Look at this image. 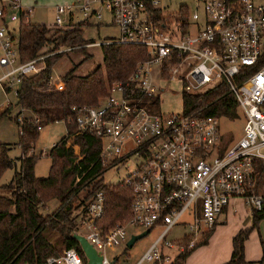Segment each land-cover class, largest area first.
Wrapping results in <instances>:
<instances>
[{
	"label": "built area",
	"instance_id": "2783aa9c",
	"mask_svg": "<svg viewBox=\"0 0 264 264\" xmlns=\"http://www.w3.org/2000/svg\"><path fill=\"white\" fill-rule=\"evenodd\" d=\"M195 1L203 15L200 18L196 11L189 22L200 25L193 33L189 24L185 32L180 27L179 38H174L161 16L162 0H73L55 8L54 25L58 27L88 22L92 17L102 20L100 9H106L108 24L115 25L119 33L104 43L144 46L149 56L128 79L111 83L107 96L98 104L75 110L79 129L105 139L100 153L103 166L107 170L124 167L126 176L119 182L132 192L130 216L108 231L96 225L104 210L102 192L90 203L88 218L81 221L90 231L85 237L102 255L104 264H111L105 253L107 245L128 247L130 227L149 232L159 229L137 264H166L168 257L160 244L173 246L166 235L178 223L186 224L189 235L197 239L217 226L232 200H241L252 212L264 213V3ZM12 9L26 17L31 12L24 9L21 0H0V66L6 69L0 82L18 80L21 84L24 77L44 68L46 56L20 61L16 41L20 17L13 14L8 21ZM157 12L159 20L154 18ZM174 58L178 61L172 66ZM166 60L170 62L168 78H182L186 93L205 92L225 82L237 102V117L230 119H244L238 140L224 137L221 118L205 114L203 108L169 115L154 112L162 101L151 65L160 63L162 75ZM64 87L60 76L51 77L49 88ZM22 118L18 116V120ZM55 263L83 261L70 249L59 257H49L44 264Z\"/></svg>",
	"mask_w": 264,
	"mask_h": 264
},
{
	"label": "trees",
	"instance_id": "16d2710c",
	"mask_svg": "<svg viewBox=\"0 0 264 264\" xmlns=\"http://www.w3.org/2000/svg\"><path fill=\"white\" fill-rule=\"evenodd\" d=\"M179 12L181 28L185 32L189 12L185 6ZM154 18L159 20L160 14L155 13ZM84 23L88 24L47 26L33 23L26 14H20L19 35L16 36L20 61L46 57L44 68L24 77L16 91L21 111L32 113V118L18 120L20 114L16 117L19 129L17 145L22 151L18 167L9 155L10 146L0 144V179L6 170L15 169L10 182L0 185V264H44L49 257H59L70 249L76 250L86 264L82 248L73 235L79 232L81 221L88 218V207L99 192L104 196V210L96 220L98 228L108 231L130 216V188L122 182L106 183L103 178L107 169L101 162L100 153L105 139L92 131L79 129L75 110L98 104L107 96L109 85L128 79L138 63L149 57L148 51L140 45L103 43L100 46L102 65L85 76L74 73L78 66L75 65L61 76L65 85L63 90L49 88L54 67L67 53H58L60 48L77 47L74 50L84 53V60L91 57L86 51V44L91 42L85 39ZM177 61L174 58L171 65ZM168 64L167 60L162 64V75L167 78ZM183 107L185 113L203 108L208 115L237 117L236 99L224 81L205 92H184ZM10 111L11 106H8L0 115H8ZM154 112H160V108ZM55 123H64L66 134L48 153L51 163L47 176H37L35 165L42 153L29 155L28 151L39 137L38 126L44 128ZM51 201H57L58 205L51 213H45ZM263 219L264 213L253 212L251 229L257 228ZM214 229L202 233L199 244H206ZM251 229H241L234 235L233 251L226 264L245 263L244 242ZM191 241V235L179 241L183 249L168 264H185L193 250L189 248ZM262 247L264 250V241ZM258 263L264 264L262 260Z\"/></svg>",
	"mask_w": 264,
	"mask_h": 264
},
{
	"label": "rangeland",
	"instance_id": "374dc122",
	"mask_svg": "<svg viewBox=\"0 0 264 264\" xmlns=\"http://www.w3.org/2000/svg\"><path fill=\"white\" fill-rule=\"evenodd\" d=\"M257 3H264V0H253ZM73 0H21L22 6L26 11L31 9L29 14L30 20L33 23L46 24L47 26L54 25L55 8L59 5L71 4ZM162 0V12L161 16L168 22V28L170 33L174 34V38H179L181 35L180 24V6L185 5L189 12V16L193 13H200V18L203 13L201 9L196 7L195 0ZM103 19L98 20L96 17H92L88 24L84 23V36L87 42L96 43L93 45H86V51L91 57L84 60V53L80 51L69 50L66 51L60 61L53 69V77H61L70 69H74V73L79 76H85L97 66L103 64V55L101 52V43L106 42L109 38L118 37L119 30L115 25L108 24L110 19L109 12L101 8L100 9ZM13 14H17L20 17V11L18 9H12L8 12L7 19L10 21V17ZM81 18V17H80ZM102 24L97 26V24ZM200 22H194L190 20L189 29L190 33L196 30V25ZM17 30L19 27H16ZM17 32V37H18ZM42 64L40 65V67ZM161 64L156 63L151 65V72L154 78V83L158 86V95L162 101L160 110L164 114L182 113L183 107V93L185 91V81L182 78L170 79L161 75ZM6 72V69L0 66V77ZM20 83L18 80L9 83L7 81L0 82V113L11 106L10 114L0 115V144H7L10 146L9 155L17 162L18 158L22 155L20 147L17 145L19 141V129L16 122L17 115H21L25 118H32V113L29 110L21 111L20 106L17 104L16 91L19 89ZM163 89V90H161ZM21 111V113H20ZM244 125V119L238 117L236 119H230L228 117H221L220 119V132L228 140H238L242 136ZM66 134V126L64 123H55L45 126L40 130L39 137L36 140L34 148L28 151L29 155L40 154L45 151L42 156L38 157L35 165V174L37 176H47L50 167V157L48 153L52 147V144L56 143ZM14 168H9L4 172L0 179V185L10 182L14 176ZM126 176V169L124 167L108 169L103 178L106 183H117ZM1 193V191H0ZM57 206V201H51L48 203L45 213H51ZM237 215H232L227 224H219L216 228V234L206 244H199L200 238L195 239L192 237V241L189 244V248L193 249V257L186 260L185 264H197L201 258L207 262H217L219 260L228 258L232 249V237L241 229L252 228V214L245 204L239 203L237 205ZM187 219V217H184ZM248 220V221H247ZM178 223L172 229H170L166 235V239L172 243L173 246L160 244V249L165 257H168L166 264L172 262L181 252V241L185 236L191 234L186 224ZM245 223H249L246 227ZM143 229L139 227H130V234L140 233ZM89 230L82 226L79 229L80 234L86 236L89 234ZM159 229H154L149 232L143 238L137 240L132 247H124L121 245H107L105 253L107 257L113 261L118 258L114 264H137L142 258L144 253L148 250L151 244L157 237ZM212 235V234H211ZM248 241V253H245L248 261L245 260L244 264H259L258 261L263 257L262 241H264V224L262 225L261 232H258L257 228L249 230L248 237L244 244ZM201 248L200 250H198ZM198 251V252H197ZM62 255V254H61ZM188 256V257H189ZM187 257V259H189ZM201 260L200 262H204ZM140 264H155L152 262L144 261Z\"/></svg>",
	"mask_w": 264,
	"mask_h": 264
},
{
	"label": "crops",
	"instance_id": "0c3cea01",
	"mask_svg": "<svg viewBox=\"0 0 264 264\" xmlns=\"http://www.w3.org/2000/svg\"><path fill=\"white\" fill-rule=\"evenodd\" d=\"M65 74V73H64ZM64 74H62V75H64ZM61 75V76H62ZM53 145V144H52ZM34 148V147H33ZM44 153H45V151H43ZM18 165H19V162H18ZM241 204L242 203V201L241 200H232L231 201V203L224 209V211H223V213L221 214V216L219 217V222H218V224H217V226H219V224H221V223H223V224H227L229 221L228 220H230V218L232 217V215L234 216V215H237L236 213H237V205L238 204ZM58 205V204H57ZM248 221V220H247ZM264 224V219L259 223V225H258V227H257V230H258V232H261V229H262V225ZM244 225H246V227L248 226V225H250L249 223H245ZM217 226L215 227V229H214V231H213V233H212V235L210 236V238L212 237L213 238V236H214V234H216V228H217ZM141 233V232H140ZM135 234H139V233H135ZM235 235V234H234ZM234 237V236H233ZM233 237H232V239H233ZM210 238H209V240H208V242L210 241ZM207 242V243H208ZM152 245V244H151ZM244 246H245V249H244V256H246L245 255V253H248V241L246 242V245L244 244ZM150 248V247H149ZM148 248V249H149ZM201 248H199L198 250H200ZM232 251H233V246H232V249H231V252H230V254H229V256H228V258H225V259H222V260H219L218 262H217V260H215V262H207L206 260H204V259H202L201 258V260H204V262H200L199 260H198V263L197 264H226V262L229 260V258H230V256H231V253H232ZM198 252V251H197ZM263 253L262 254H264V250L262 251ZM192 257H193V253H192V255H191ZM191 256H189L188 258L189 259H187V260H189V262H190V257ZM191 257V258H192ZM115 260V259H114ZM245 260L246 261H248V259H247V257H245ZM263 261L264 262V255H263V257L259 260V261ZM258 261V262H259ZM194 262H192V264H193Z\"/></svg>",
	"mask_w": 264,
	"mask_h": 264
},
{
	"label": "water",
	"instance_id": "95a60500",
	"mask_svg": "<svg viewBox=\"0 0 264 264\" xmlns=\"http://www.w3.org/2000/svg\"><path fill=\"white\" fill-rule=\"evenodd\" d=\"M149 233V229L142 231L139 234H133L131 235L130 240L127 243L128 247H132L133 244L146 236ZM74 238L79 242L82 251L86 257V264H104L103 263V257L102 255L95 249V247L87 240V238L80 234V233H74ZM115 260L111 261V264H114Z\"/></svg>",
	"mask_w": 264,
	"mask_h": 264
}]
</instances>
